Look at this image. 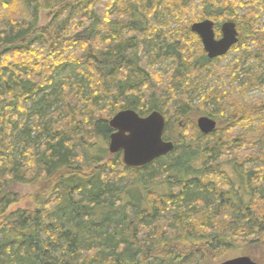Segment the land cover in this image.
I'll use <instances>...</instances> for the list:
<instances>
[{
  "label": "trees",
  "instance_id": "obj_1",
  "mask_svg": "<svg viewBox=\"0 0 264 264\" xmlns=\"http://www.w3.org/2000/svg\"><path fill=\"white\" fill-rule=\"evenodd\" d=\"M207 19L236 23L238 63L193 52ZM247 57L264 61V0H0V264H202L264 243V100H244L264 71ZM197 100L216 131L176 136ZM125 110L160 112L174 151L111 155ZM16 184L34 208L8 212Z\"/></svg>",
  "mask_w": 264,
  "mask_h": 264
},
{
  "label": "water",
  "instance_id": "obj_2",
  "mask_svg": "<svg viewBox=\"0 0 264 264\" xmlns=\"http://www.w3.org/2000/svg\"><path fill=\"white\" fill-rule=\"evenodd\" d=\"M216 24L210 19L195 23L191 31L202 42L203 49L210 60L227 56L239 42V31L234 22H225L221 27L222 37L217 39ZM113 134L110 138L111 155L122 153L124 164L130 168L145 167L153 161L167 156L175 149V144L164 139L166 119L158 111L141 117L133 110H125L115 115L109 122ZM197 126L204 135L216 131L217 121L203 116L198 118ZM221 264H258L250 257H241Z\"/></svg>",
  "mask_w": 264,
  "mask_h": 264
},
{
  "label": "rangeland",
  "instance_id": "obj_3",
  "mask_svg": "<svg viewBox=\"0 0 264 264\" xmlns=\"http://www.w3.org/2000/svg\"><path fill=\"white\" fill-rule=\"evenodd\" d=\"M196 11L197 13H200V8L199 6H196ZM53 18V12L52 11H46L43 10L40 14V25L41 26H46L48 25ZM212 20V19H210ZM213 22L216 21L212 20ZM202 22V21H201ZM224 23H222L219 26L215 27L216 31V36L217 39H220L222 37V32H221V27ZM194 42L190 47L195 52V54H199L201 50H203V45L202 43L200 44L197 40L192 39ZM248 44L245 43L244 48H248ZM243 54V51H232L229 55L226 57L222 58L218 63L216 64L220 68H228L235 62L238 63L240 60L241 55ZM250 57V56H249ZM244 60L242 61V67L243 71H245L249 66H255L258 68L259 71H264V61H256L255 59L249 60ZM252 58V57H251ZM174 64V61L167 59L165 61H161L160 65L157 67H154L153 72L157 74L158 79L164 80L166 79L165 77H170V67ZM213 66H211L212 68ZM72 71L71 68H67L66 71L63 72L62 77H66L69 72ZM241 71V70H240ZM68 72V73H67ZM245 74V73H243ZM163 84H165V80L163 81ZM245 80V75L241 76V83H243ZM243 85V84H242ZM245 102H248L249 104H257L264 100V90L260 88H250L245 94ZM195 105V110L192 115H189L188 117L182 119L179 122V125H177L175 128H173V133L178 136L180 134L187 135L189 134L190 136L194 134V124L197 125V120L200 117H203L201 112H198V110H202V105L199 103L197 100ZM201 108V109H200ZM149 116V115H148ZM11 191L17 195L20 196V201L14 205H12L8 212H14L15 210L18 209H32L34 208V203H33V196L36 194L38 191V188L33 186V185H26V184H16L11 188ZM241 257H250L252 260L257 262L258 264H264V243H258V244H250V245H243L242 249L234 250L231 251L222 257L219 258H214L210 257L205 259L202 264H221L229 260L241 258Z\"/></svg>",
  "mask_w": 264,
  "mask_h": 264
},
{
  "label": "bare ground",
  "instance_id": "obj_4",
  "mask_svg": "<svg viewBox=\"0 0 264 264\" xmlns=\"http://www.w3.org/2000/svg\"><path fill=\"white\" fill-rule=\"evenodd\" d=\"M231 52V51H230Z\"/></svg>",
  "mask_w": 264,
  "mask_h": 264
}]
</instances>
